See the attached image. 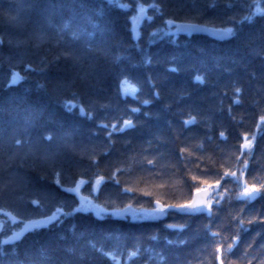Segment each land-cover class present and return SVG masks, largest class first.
<instances>
[{"label":"trees","instance_id":"obj_1","mask_svg":"<svg viewBox=\"0 0 264 264\" xmlns=\"http://www.w3.org/2000/svg\"><path fill=\"white\" fill-rule=\"evenodd\" d=\"M166 21L231 37L170 34ZM261 116L264 0H0V264H264ZM129 119L136 127L112 132L110 146L107 133ZM221 176L211 213H112L184 204Z\"/></svg>","mask_w":264,"mask_h":264},{"label":"snow or ice","instance_id":"obj_2","mask_svg":"<svg viewBox=\"0 0 264 264\" xmlns=\"http://www.w3.org/2000/svg\"><path fill=\"white\" fill-rule=\"evenodd\" d=\"M108 2H109V4H111L113 2V0H108ZM122 7H123V5H122ZM137 7H138L139 12L142 13L143 12V6L142 5H137ZM152 7L159 8V6H157V5H152ZM149 19H151V17H149ZM248 19H250V18H248ZM166 22L169 23V24H172L173 23V21H166ZM175 27L177 28V30H187V31L191 32L192 30L199 29L200 26L193 25V24H190V23H183V24H176ZM228 32H232V29H228ZM89 36H92V33H89ZM72 37L74 39H77L78 38V33L75 32V31L72 32ZM41 39H43V34H41ZM64 54L65 55H70V53H64ZM41 59L43 60V58H41ZM145 62L147 63V62H150V61H145ZM169 71H173L174 72V71H176V69L175 68H170ZM20 78L21 77H19L18 74L14 72L13 73V78H12V80L9 81V83H14V82H16L17 79H20ZM195 80L199 81L200 83H203L204 82L203 81V78L201 76H196L195 77ZM133 91H135V90H133ZM236 92L237 93H240L241 92V89L240 88H236ZM154 95H156L158 97L159 96V93H155ZM236 102L238 103L239 101H236ZM142 103L148 104V103H150V101L144 100V101H142ZM81 111L83 112V109H81ZM139 111L140 110L138 108H132L131 109V112H133V113H136V112H139ZM89 115H90V113H89ZM147 115H149V114L148 113H145V116H147ZM260 120L262 122H264V116H261L260 117ZM194 122H195V118L193 117L192 120H190V121L189 120L184 121V124H185V126H187L189 123H194ZM101 127L102 128H107V125L104 124V125H101ZM130 127L131 128L136 127V125H134L130 119L129 120H125L124 123H123V126H119V125L114 124L112 126L111 131H109L107 133V140H108L109 145L111 146V145L114 144V142L112 141V138H111L112 132H115V131H121L122 132V131H124L125 128H130ZM220 135L223 136V133H221ZM243 135L245 136V141H244L243 144L240 145L241 150L243 151L246 148L247 149H251L252 148V141H250V140L247 139V136H248L247 133H244ZM16 143L19 144L20 141L17 140ZM184 151H185V149H181L180 150L181 158H182V154H183ZM237 159L239 160V159H241V157L238 156ZM92 160H93V163L96 162L95 156L92 157ZM147 163L149 165H151L153 163V161L152 160H148ZM245 166H247V161L245 162ZM57 175H59V173H57ZM113 176H115V172L113 173ZM225 176L237 177V173L236 172L229 173V172L226 171L225 172ZM240 176H243V172L240 173ZM102 179H103V177H97V181L96 182L99 183ZM193 179L195 180L196 177H193ZM223 179H224V176H221L220 179H217L215 181V184L214 185H209V188L208 189H205V188H197L196 189V192L197 193H200V192L207 193L210 188L219 186L220 183H221V180H223ZM237 179H239V178L237 177ZM56 182H57V184L60 183L59 180H57ZM258 190L259 189L255 185H251V186L246 185L243 188L242 195H244V196H246L248 198H252L256 194V192ZM67 191H73V189H67ZM33 203L35 204L37 202L36 201H33ZM87 203H90V201L87 202ZM155 204H156V207L151 210V214H153V215L163 214L167 209H170V208H176V209H178L180 211H184V212H200V211L206 209L209 213H211V204H212V202L210 200H208V199L194 197L192 200L187 201L184 204H175V205H172V204H162L159 200H156L155 201ZM60 213H61V210L59 208H57L56 209V212H54L51 216L46 217L44 221H40L39 223H46V222H50L52 220H55L57 218V215L60 214ZM113 214H116V215L122 214V210H120V211L114 210ZM63 215H68V213H63ZM133 215H135V213H133ZM233 219H235V217ZM243 223L244 222L241 221V225ZM32 226H35V225H32ZM28 227H29V225H25V228H28ZM168 227H173V226L172 225H169ZM213 235L214 236L215 235H218V233H213ZM231 239L233 240V242H236L237 237L236 236H233ZM169 243H171V241H169ZM228 248L231 249L232 248V245L229 244L228 245ZM216 251L217 252L220 251L219 245H217ZM132 255H134V253H132ZM216 259L217 260H220V256L217 255Z\"/></svg>","mask_w":264,"mask_h":264},{"label":"water","instance_id":"obj_3","mask_svg":"<svg viewBox=\"0 0 264 264\" xmlns=\"http://www.w3.org/2000/svg\"><path fill=\"white\" fill-rule=\"evenodd\" d=\"M113 1H115V0H113ZM145 15H146V12H145L144 9H143L142 13L138 11L135 22L138 23V21L142 20L145 17ZM183 23H190V24L197 25V26H200V27H199V29L192 30L191 32H189L187 30H177V28L175 27L176 32H178V33H187V34H204V35L213 37V38L218 39V40H227V39H229V37H231V32H228V30L224 29V28H216V27H212V26H207V25L196 23V21L195 22H187V21L176 22V24H183ZM205 189H208V188H205ZM209 196H210V189L208 190L207 193H205V192L197 193L196 190H195L194 193H192L189 201L192 200L194 197L204 198V199H208L209 200ZM126 206H123V207H121V208H119L117 210V211L122 210V214L117 215V217L124 218L126 216L133 215V213H135V214L137 213V210L135 208H133L131 205H126ZM170 209L175 210L176 212H178L180 214H184V215L201 214V213L205 212V210H206L205 209V210H202L200 212H184V211H180V210H178L176 208H170ZM164 213L160 214V215H153V214H151V211H149V212L145 213L144 217L148 221H156L158 219H161L164 216Z\"/></svg>","mask_w":264,"mask_h":264},{"label":"rangeland","instance_id":"obj_4","mask_svg":"<svg viewBox=\"0 0 264 264\" xmlns=\"http://www.w3.org/2000/svg\"><path fill=\"white\" fill-rule=\"evenodd\" d=\"M121 5H123L122 3H120ZM146 7H144L143 6V9H145ZM137 11H139L138 9H137ZM137 11H135L136 13L134 14V16H133V18H132V31H133V34H135L136 35V33H137V23L135 22L136 21V14H137ZM146 17V16H145ZM135 18V19H134ZM175 23L176 22H173L172 24H169L168 23V27H167V30H165V31H167L168 33H170V34H175V32H176V30H175ZM127 91V88L125 87L124 88V92H126ZM251 141V140H250ZM205 188H208V187H205ZM79 197V199H81L80 200V208H84V209H91L96 215H100L101 213H102V210L100 209V208H98L94 203H92V202H90V203H87V202H89L88 200H86L85 198H83V197H80V196H78ZM246 197V196H245ZM248 198V197H247ZM253 198V197H252ZM117 211V210H116ZM149 211V210H148ZM148 211H144V212H148ZM206 211V210H205ZM114 212V211H113ZM112 212V213H113ZM143 215H145L143 212L142 213H137V214H135V215H132V216H130V218H133V219H135V218H139L140 216H143ZM51 216V215H50ZM58 216V215H57ZM49 217V216H48ZM46 218V217H45ZM45 218H41V220L40 219H37V220H33V221H29V222H27L25 225H29V227L28 228H25V226L23 227V229L21 230V232L22 231H24V230H26V229H29V228H31V227H34V226H32V225H35V226H40V225H46L47 223H49V222H46V223H39L40 221H44L45 220ZM51 222V221H50ZM21 232H19L16 236H18Z\"/></svg>","mask_w":264,"mask_h":264}]
</instances>
